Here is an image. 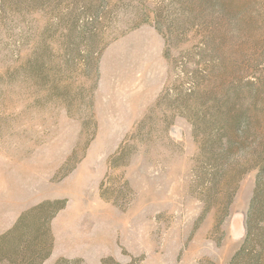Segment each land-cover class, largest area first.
<instances>
[{
    "label": "rangeland",
    "instance_id": "rangeland-1",
    "mask_svg": "<svg viewBox=\"0 0 264 264\" xmlns=\"http://www.w3.org/2000/svg\"><path fill=\"white\" fill-rule=\"evenodd\" d=\"M6 7L0 264H230L257 170L214 175L207 122L240 85L264 160V0Z\"/></svg>",
    "mask_w": 264,
    "mask_h": 264
},
{
    "label": "trees",
    "instance_id": "trees-1",
    "mask_svg": "<svg viewBox=\"0 0 264 264\" xmlns=\"http://www.w3.org/2000/svg\"><path fill=\"white\" fill-rule=\"evenodd\" d=\"M6 2L7 0H1L2 19L10 13ZM31 8L36 9L34 6ZM249 86L256 90L255 84H249ZM240 88V85L231 87L226 94L215 98L214 111H210L211 116L208 122L204 120L212 131L208 148L210 156L215 159L214 175L223 172L227 176L231 173L232 177L237 176L241 179L248 172L257 170L256 188L246 219V237L242 248L230 264H264V160L262 158L263 144L259 133L258 104L255 103L258 101L255 96L251 98L255 102L251 100L246 107V98L239 92ZM52 206L55 210L50 219L63 209L58 204ZM259 213L260 219L257 222L256 215ZM23 220L20 218L18 225ZM260 224L263 226L257 228V232L254 233L256 225Z\"/></svg>",
    "mask_w": 264,
    "mask_h": 264
}]
</instances>
